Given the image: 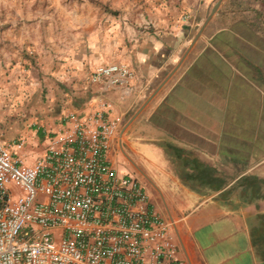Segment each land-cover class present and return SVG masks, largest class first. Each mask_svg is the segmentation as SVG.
I'll return each instance as SVG.
<instances>
[{
    "label": "crops",
    "instance_id": "crops-1",
    "mask_svg": "<svg viewBox=\"0 0 264 264\" xmlns=\"http://www.w3.org/2000/svg\"><path fill=\"white\" fill-rule=\"evenodd\" d=\"M99 1L130 6L93 29L88 56L69 59L68 73L56 68L49 89L57 121L0 140L42 143L66 114L95 106L85 74L123 63L135 76L127 89L104 94L112 119L136 107L133 114L158 88L118 133L120 152L150 190L114 159L117 133L112 168L137 178L183 264H264V0H221L194 42L216 0ZM93 13L90 6V22Z\"/></svg>",
    "mask_w": 264,
    "mask_h": 264
},
{
    "label": "built area",
    "instance_id": "built-area-1",
    "mask_svg": "<svg viewBox=\"0 0 264 264\" xmlns=\"http://www.w3.org/2000/svg\"><path fill=\"white\" fill-rule=\"evenodd\" d=\"M134 76L97 66L84 80L93 108L66 114L42 143L0 140V264H183L137 178L109 162L117 125L102 98Z\"/></svg>",
    "mask_w": 264,
    "mask_h": 264
},
{
    "label": "rangeland",
    "instance_id": "rangeland-1",
    "mask_svg": "<svg viewBox=\"0 0 264 264\" xmlns=\"http://www.w3.org/2000/svg\"><path fill=\"white\" fill-rule=\"evenodd\" d=\"M90 6L95 24L86 17ZM127 6L99 0H0V134L4 139L26 133L32 125L57 121L49 89L56 68L64 75L69 59L79 53L87 57L89 34L107 17L116 19ZM112 63L120 62L101 65ZM135 108L113 119L117 143L111 153L150 190L118 148L119 130Z\"/></svg>",
    "mask_w": 264,
    "mask_h": 264
},
{
    "label": "water",
    "instance_id": "water-1",
    "mask_svg": "<svg viewBox=\"0 0 264 264\" xmlns=\"http://www.w3.org/2000/svg\"><path fill=\"white\" fill-rule=\"evenodd\" d=\"M221 0H216V2L212 5V7L210 8L207 16L204 19V22L202 23V25L200 26L199 30L197 31V33L195 34L192 42H194L201 34L202 30L204 29L206 23L208 22V20L210 19V17L216 12L218 5L220 4ZM158 90V88L156 90H154L149 96L148 98L138 107V109L128 118V120L124 123V125L121 127L119 134L121 135L123 133V131L125 130V128L132 122V120L140 113V111L145 107V105L151 100V98L153 97V95L156 93V91ZM127 160L130 162V164L132 166L135 167V165L127 158ZM136 168V167H135ZM137 171L140 173V175L149 183L151 184L148 179L137 169Z\"/></svg>",
    "mask_w": 264,
    "mask_h": 264
},
{
    "label": "trees",
    "instance_id": "trees-1",
    "mask_svg": "<svg viewBox=\"0 0 264 264\" xmlns=\"http://www.w3.org/2000/svg\"><path fill=\"white\" fill-rule=\"evenodd\" d=\"M189 162H190L192 168H195V165L197 166V167H196V168H197V171L199 172V174L201 175V177H203V175H204V169L199 170V168L202 167V166H201L200 164L196 163L194 160H190ZM199 166H200V167H199ZM198 167H199V168H198Z\"/></svg>",
    "mask_w": 264,
    "mask_h": 264
}]
</instances>
